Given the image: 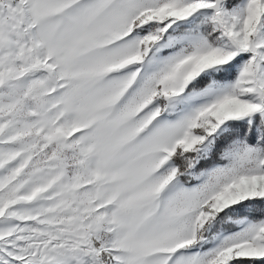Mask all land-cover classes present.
<instances>
[{"label": "snow or ice", "instance_id": "snow-or-ice-1", "mask_svg": "<svg viewBox=\"0 0 264 264\" xmlns=\"http://www.w3.org/2000/svg\"><path fill=\"white\" fill-rule=\"evenodd\" d=\"M0 264H264V0H0Z\"/></svg>", "mask_w": 264, "mask_h": 264}]
</instances>
